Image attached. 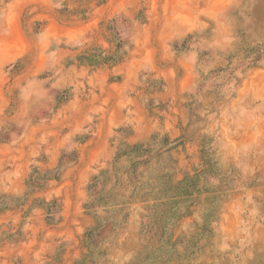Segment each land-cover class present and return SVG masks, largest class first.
I'll return each instance as SVG.
<instances>
[{
  "label": "rangeland",
  "instance_id": "1",
  "mask_svg": "<svg viewBox=\"0 0 264 264\" xmlns=\"http://www.w3.org/2000/svg\"><path fill=\"white\" fill-rule=\"evenodd\" d=\"M0 264H264V0H0Z\"/></svg>",
  "mask_w": 264,
  "mask_h": 264
},
{
  "label": "crops",
  "instance_id": "2",
  "mask_svg": "<svg viewBox=\"0 0 264 264\" xmlns=\"http://www.w3.org/2000/svg\"><path fill=\"white\" fill-rule=\"evenodd\" d=\"M90 32H86V34L88 35ZM94 34L93 31H91V35ZM59 57H60V52L58 53V61H59Z\"/></svg>",
  "mask_w": 264,
  "mask_h": 264
}]
</instances>
